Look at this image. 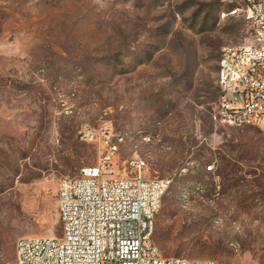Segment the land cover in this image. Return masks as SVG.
I'll return each instance as SVG.
<instances>
[{"label": "rangeland", "instance_id": "rangeland-1", "mask_svg": "<svg viewBox=\"0 0 264 264\" xmlns=\"http://www.w3.org/2000/svg\"><path fill=\"white\" fill-rule=\"evenodd\" d=\"M231 6L0 0V264L20 238L61 236L60 182L100 156L83 126L124 136L118 168L139 157L170 180L152 234L163 257L264 264V133L217 116L222 49L251 35L221 17Z\"/></svg>", "mask_w": 264, "mask_h": 264}, {"label": "built area", "instance_id": "built-area-1", "mask_svg": "<svg viewBox=\"0 0 264 264\" xmlns=\"http://www.w3.org/2000/svg\"><path fill=\"white\" fill-rule=\"evenodd\" d=\"M251 10L255 17L250 28H259L260 38L250 35L242 42V50L221 52L219 59L227 64V72H221L218 81L226 82V90L219 92L217 116L219 111H229V118L219 120L241 118L239 126H253L264 133V59L258 49V41H264V1L253 0ZM234 11L240 13L239 8ZM232 60L241 62L243 82H236V73H230ZM230 91L243 95V109L235 108ZM79 136L97 143L100 156L76 176L62 179L58 190L64 201L61 236L19 239L18 259L12 264H192L163 257L152 248V207H160L161 191L170 180L139 176L144 166L134 160L131 172L118 168L119 148L108 126H83Z\"/></svg>", "mask_w": 264, "mask_h": 264}, {"label": "bare ground", "instance_id": "bare-ground-1", "mask_svg": "<svg viewBox=\"0 0 264 264\" xmlns=\"http://www.w3.org/2000/svg\"><path fill=\"white\" fill-rule=\"evenodd\" d=\"M229 1L232 3V6L227 10L228 13L221 12L220 14L221 17L222 18H226L230 16L242 17L249 23L250 27H253V19L255 17V10H251V7H253V0H229ZM235 8H239L240 13L239 11H234ZM251 37L260 38L259 28H251ZM230 49L242 50V43L241 44H229L223 47L222 52H227ZM258 49H262V57L264 59V41H258ZM240 70H241V62L239 60H232V63H230V73H236V82H243V73H240ZM221 72H227V64H222V60L219 59L217 81L220 80ZM218 87H219V92H225L226 82L218 81ZM230 101L235 102L236 109H243V95H241L240 92L230 91ZM219 118H229V111H219ZM226 124L233 125V126L241 125V118H231L229 121L226 122ZM123 139H124L123 135L116 136L115 147L119 148V142L122 141ZM133 160L142 163V166H144V168H139V176H145L144 172L147 169V162L145 159L139 158V157H130L125 162L123 172L132 171ZM214 168L215 167H208V165L206 166V170L209 172L213 171ZM61 183H62V180L60 184ZM167 188L168 186L163 187L161 191V198L166 192ZM58 200H59V217L62 223L63 215H60V213L64 211V201H62V196H58ZM159 208L160 207H152V211H151L152 226L154 225L155 214L158 212ZM20 239H28V238H20ZM152 248L155 251V253H160L158 248L154 245L153 242H152ZM17 259H18V245L16 244V257L14 261H17ZM175 259H177L179 262L192 263V264H213L215 263V260H191V259L180 258V257H175ZM217 264H221V263L217 262Z\"/></svg>", "mask_w": 264, "mask_h": 264}, {"label": "trees", "instance_id": "trees-1", "mask_svg": "<svg viewBox=\"0 0 264 264\" xmlns=\"http://www.w3.org/2000/svg\"><path fill=\"white\" fill-rule=\"evenodd\" d=\"M219 88V87H218Z\"/></svg>", "mask_w": 264, "mask_h": 264}]
</instances>
